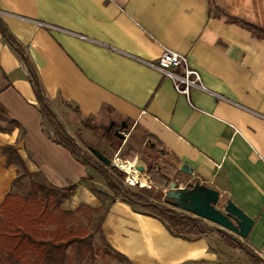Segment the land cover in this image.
<instances>
[{"label":"crops","instance_id":"crops-1","mask_svg":"<svg viewBox=\"0 0 264 264\" xmlns=\"http://www.w3.org/2000/svg\"><path fill=\"white\" fill-rule=\"evenodd\" d=\"M0 21L71 138L66 121L107 120L109 141L107 128L125 123L162 166L248 215L254 223L242 242L264 261V37L240 24L264 32V0H0ZM164 48L185 56L209 93L191 88L187 99L144 63L156 62ZM0 105L11 124L0 131V203L18 175L2 153L13 146L28 172H40L50 186L76 185L63 211L107 207L102 236L130 264H251L214 233L178 238L158 218L119 198L110 202L97 171L52 140L28 70L1 30Z\"/></svg>","mask_w":264,"mask_h":264},{"label":"trees","instance_id":"trees-1","mask_svg":"<svg viewBox=\"0 0 264 264\" xmlns=\"http://www.w3.org/2000/svg\"><path fill=\"white\" fill-rule=\"evenodd\" d=\"M244 28L251 31L256 36L264 37V32L251 25L240 23ZM0 30L6 43L16 52L20 60L28 70L29 80L36 95L42 117L52 126V140L65 147L72 156L81 164L93 167L106 183L108 192L111 194L110 202L119 198L128 203L133 208H141L149 215L158 218L165 224L170 233L178 238L189 239L192 236H200L207 233H214L220 239L239 247L247 256L251 264H264V261L257 256L248 246L242 244L231 235L219 228H213L199 218L190 214L177 211L172 207V202L166 196L163 203L157 199L153 203L142 195L125 188L122 184L124 173L117 170L111 164L107 165L104 159L96 158L91 153L85 154L78 147L58 122L50 109L48 100L38 80L33 66L30 64L23 49L16 40L8 33L0 21ZM0 111L6 112L0 105ZM76 114H78V111ZM93 117L80 118L83 128L92 132L94 127L90 124ZM14 126L20 127L17 122H12ZM121 126L116 124L115 127ZM2 132H10L9 129H1ZM111 139H116L114 130L109 131ZM2 153L5 157L6 165H17L18 175L12 182V189L19 186L25 179L29 180L26 194H17L10 191L0 203V257H3L7 264H67V250L73 246H84L86 250L92 252V240L95 233H99L102 243L108 249L104 252L119 262L130 264L127 259L115 252L105 241L101 233V223L104 219L107 207L102 210L90 209L80 205L73 212L63 211L62 202L73 196L76 185L72 184L66 188L59 189L50 186L40 172H28L17 150L13 146H4ZM110 160V159H108ZM41 180L38 181L36 177ZM88 179L90 177L88 176ZM99 198L104 194L92 189ZM141 191L147 192L145 189ZM98 215L97 221L94 216ZM82 219L87 220L84 225ZM95 223L93 232H89L88 225Z\"/></svg>","mask_w":264,"mask_h":264},{"label":"rangeland","instance_id":"rangeland-1","mask_svg":"<svg viewBox=\"0 0 264 264\" xmlns=\"http://www.w3.org/2000/svg\"><path fill=\"white\" fill-rule=\"evenodd\" d=\"M107 122L108 121L104 119L93 118L90 124L94 127V132L83 128L82 125L81 127H79V125H75L72 122L68 121H66V127L73 135L75 142L83 153L91 155L88 147H93L103 152V154L108 159H110L111 162L116 161V163L120 167H114L124 173L122 184L125 188H128L131 191L142 195L144 198L153 203H157L158 200L163 203L165 195L169 191L171 185H174L176 189H182L189 188L195 183H198L196 182V179L186 176L175 168H165L164 166H162V162L158 158V155L149 150L147 142L140 134L135 133V131L129 133L126 137L124 136L123 139H119L116 137V139L109 141L104 138V132L107 127ZM0 128L5 130L11 128V124L8 122L6 116L1 111ZM46 130L50 131L47 123ZM120 162L130 163L133 166L142 168V171L137 170L136 172L138 174L137 179L134 178L135 174L133 175V179H135H132L133 183L135 181L138 182L136 186L133 187L124 183L126 172L121 168ZM139 173L142 176H140ZM36 179L38 181L41 180L38 176L36 177ZM28 184L29 180L25 179L19 186L15 187L12 192L17 194H26L28 191ZM142 189H145L147 192L141 191ZM154 198L159 199L157 200ZM224 205L225 200L223 198H220L217 204V208L222 210ZM137 209L144 211L141 208ZM94 218V220L97 221L98 215H95ZM82 222L84 223V225L87 224L86 219H82ZM206 223L210 227L218 228L213 224H210L208 222ZM87 227L89 232L92 233L95 229V223L91 225L89 224ZM223 231L244 244L242 240L239 239L236 235L225 230ZM91 243L93 245L92 252L86 250L84 246H73L68 248L67 264H127L124 262H119L110 255L104 253L107 252L108 249L102 243V239L99 233H95ZM0 264H7V262L4 261L3 257H0Z\"/></svg>","mask_w":264,"mask_h":264},{"label":"water","instance_id":"water-1","mask_svg":"<svg viewBox=\"0 0 264 264\" xmlns=\"http://www.w3.org/2000/svg\"><path fill=\"white\" fill-rule=\"evenodd\" d=\"M127 132V125L123 123L120 130L114 134L117 138L123 139ZM92 152L97 158H102L100 153L94 150ZM104 162L107 165L111 164L108 159H104ZM136 169L142 171V168ZM182 171L191 173L189 168H183ZM165 196L171 200L173 208L228 231L241 240H245L252 229L253 220L231 201H225L223 209H218L219 193L204 184L195 183L189 188L182 189H176L171 185Z\"/></svg>","mask_w":264,"mask_h":264},{"label":"built area","instance_id":"built-area-1","mask_svg":"<svg viewBox=\"0 0 264 264\" xmlns=\"http://www.w3.org/2000/svg\"><path fill=\"white\" fill-rule=\"evenodd\" d=\"M144 63L166 77L172 83L174 91L177 94L184 95L187 99L191 88L204 93H209L207 88L202 84L199 73L189 66L185 56L178 54L177 52L164 48L161 56L156 62ZM128 133L129 131L125 133L124 136H128ZM111 165L118 166L116 161L111 162ZM136 167H130L129 171L124 170L126 172V177L124 179L126 185L134 187L138 183L137 181L134 183L132 181L133 174L137 172ZM139 175L142 176L140 173Z\"/></svg>","mask_w":264,"mask_h":264},{"label":"bare ground","instance_id":"bare-ground-1","mask_svg":"<svg viewBox=\"0 0 264 264\" xmlns=\"http://www.w3.org/2000/svg\"><path fill=\"white\" fill-rule=\"evenodd\" d=\"M120 163H121V162H120ZM120 165H121V168H122L123 170H126V171H129V170H130V167L133 166L132 164H130V163H125V162L121 163ZM134 165H135V164H134ZM135 167H136V166H135ZM134 174H135L134 178L137 179V178H138V174H137L136 172H135ZM134 174H133V175H134ZM135 179H133V180H135Z\"/></svg>","mask_w":264,"mask_h":264},{"label":"flooded vegetation","instance_id":"flooded-vegetation-1","mask_svg":"<svg viewBox=\"0 0 264 264\" xmlns=\"http://www.w3.org/2000/svg\"><path fill=\"white\" fill-rule=\"evenodd\" d=\"M120 127H121V126L115 127V126L112 124V125H110V126L107 128V130H108V132L111 131V130H115V131H117V130H120ZM127 130H129V129H128V126H127Z\"/></svg>","mask_w":264,"mask_h":264}]
</instances>
